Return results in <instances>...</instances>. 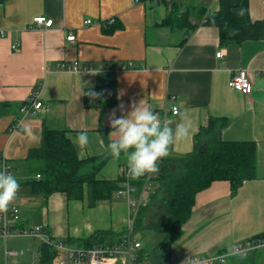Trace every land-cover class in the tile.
<instances>
[{"label":"crops","instance_id":"obj_1","mask_svg":"<svg viewBox=\"0 0 264 264\" xmlns=\"http://www.w3.org/2000/svg\"><path fill=\"white\" fill-rule=\"evenodd\" d=\"M176 2L182 10L191 8L194 24L208 14L204 0ZM216 7L217 2L213 10ZM168 15L164 3L134 0H7L0 6V103L10 105L0 117V153L20 181L9 206L20 209L24 228L43 227L50 237L63 241L126 228L132 209L117 197L91 208L87 201H69L55 193L44 204L28 185L41 165L28 157L40 148L45 130H70L72 142L77 133L87 131L89 145L74 144L79 158L90 160L84 172L97 171L98 179L116 181L127 166L123 157L116 160L106 154L110 118L147 99L155 111L178 109V115L171 113L166 120L173 126L182 113L190 119L192 134L178 141L165 160L187 156L197 147L206 149L219 134L224 141L256 144L257 177L235 195L225 181L199 193L182 233L149 254L146 264H183L193 252L220 256L264 234V38L222 46L218 28L201 24L194 31L171 29L162 25ZM250 15L254 21L264 19V0H250ZM39 16L53 20L54 26L32 28ZM87 20L93 23L86 25ZM70 34L75 41H68ZM75 63L82 70H57ZM240 69L253 80L248 96L228 85ZM107 70L116 75V106L89 109L85 92L95 88L98 76ZM35 91H40L44 110L20 120V106ZM212 124L213 133L208 131Z\"/></svg>","mask_w":264,"mask_h":264},{"label":"trees","instance_id":"obj_2","mask_svg":"<svg viewBox=\"0 0 264 264\" xmlns=\"http://www.w3.org/2000/svg\"><path fill=\"white\" fill-rule=\"evenodd\" d=\"M6 1L0 0V6ZM216 2L217 7L201 24L218 28L222 46L242 45L264 38V19L252 20L250 0ZM166 5L169 8V15L163 21V26L194 31L201 25L193 23L190 7L182 10L176 1ZM201 13L203 16L205 11L201 10ZM92 93L96 95L93 96ZM84 102L89 109L116 106L117 83L113 70L100 73L97 86L85 92ZM8 106L9 103H0V117H4ZM211 127L208 131L215 132V126L212 124ZM69 133L70 130H45L40 148L32 150L29 154L28 159L40 163L41 166L35 172L36 177L30 180L28 185L35 195L43 197L44 204H47L53 194L63 193L69 201H87L88 206L92 208L98 202L114 200L117 192L126 188V183L136 189L134 196L140 198L148 174L135 180L124 174L118 180L111 181L98 179L97 171L85 173L84 167L90 160L79 158ZM212 141L206 149L200 150L197 147L187 156L173 160L164 159L156 171L146 205L140 207L134 217L133 226L135 225L137 232L148 231L156 234L160 248L170 244L182 233V227L193 217V208L199 193L210 188L213 183L225 181L230 184L232 194L235 195L246 182L257 177V147L254 142L224 141L220 139L219 134ZM37 176H40V179ZM156 204L160 205L164 219L153 222L149 220L148 213L150 206ZM126 235L125 229L120 233L98 230L88 238L75 241L80 243L81 247H92L115 243ZM133 237L135 238L134 235ZM254 240H264V234L248 241ZM71 241L74 240L57 242L67 244ZM38 252L39 264H50L52 257L57 255L56 251L43 244L39 245ZM140 253L144 258L145 248H142Z\"/></svg>","mask_w":264,"mask_h":264},{"label":"built area","instance_id":"obj_3","mask_svg":"<svg viewBox=\"0 0 264 264\" xmlns=\"http://www.w3.org/2000/svg\"><path fill=\"white\" fill-rule=\"evenodd\" d=\"M136 3H145V2H155V3H171L177 0H134ZM209 4L208 14L213 11L215 1L217 0H204ZM34 26L32 28L40 29L42 27L52 28L54 26V21L47 19L46 17L39 16L35 17ZM110 24L114 23V20L108 21ZM93 22L91 20L86 21V25H90ZM0 36H4L3 32H0ZM68 41H75V36L70 34L68 36ZM18 48V44L13 46ZM222 52L217 54L218 58L222 57ZM124 69H127L124 67ZM58 71H72L77 72L82 70V67L78 63H75L71 66L69 65H59L57 66ZM86 70V69H85ZM229 87L234 91H239L245 95H250L253 91V80L250 77V74L247 70L240 69L236 75H234L229 81ZM21 118H27L34 116L37 112L44 110V105L40 100V91H35L30 99L26 101L22 106H20ZM160 116L163 120L167 118L172 113L173 115H178L179 111L176 107L172 108L170 111L167 108L158 110ZM20 120H18L20 122ZM164 159H162L158 164V169ZM0 169L7 170L9 172H14L9 163H7L6 157L3 153H0ZM157 169V170H158ZM128 174V171L126 172ZM40 179V176H37ZM156 178L155 173H148L147 182L145 184L144 190L140 198L134 196L136 189L132 187L129 183L125 184V189H122L117 192L116 197L123 199L127 202L128 206L135 211L134 217L137 215L140 207L146 205V198L152 189L153 180ZM133 215V214H132ZM131 217V216H130ZM22 215L21 211L17 206H9L8 211L5 213H0V242L5 245L4 254H5V264H8V257L19 258L24 255L23 252H17L14 250H9L8 241L10 239L18 238H32L38 240L41 244L46 245L53 251H63L65 252V259L63 258L60 261V264H144L141 257V250L143 248L142 243L135 239L133 235L127 234L121 240L116 241L115 243H105L101 245H95L92 247H70L69 245L59 243L55 239L49 236L48 231L43 227L26 229L22 226ZM134 218L131 217L129 221L130 231L133 228ZM264 240H254L246 241L244 243L238 244L233 249L227 253L220 256H216L215 264H224L226 263L229 257L235 255L246 257L251 253L263 249ZM32 259H36V255L32 254ZM211 258V257H210Z\"/></svg>","mask_w":264,"mask_h":264},{"label":"clouds","instance_id":"obj_4","mask_svg":"<svg viewBox=\"0 0 264 264\" xmlns=\"http://www.w3.org/2000/svg\"><path fill=\"white\" fill-rule=\"evenodd\" d=\"M91 95H96L92 93ZM111 132L105 146L106 154L116 160L125 159L128 175L138 179L148 173H155L159 162L171 154L172 147L192 134L190 119L181 114L180 121L173 126L155 111L147 99H141L124 115L110 118ZM73 143L86 148L90 143L87 131H80L73 137ZM20 189L18 177L0 169V213L8 211ZM216 257L191 253L183 264H215Z\"/></svg>","mask_w":264,"mask_h":264},{"label":"rangeland","instance_id":"obj_5","mask_svg":"<svg viewBox=\"0 0 264 264\" xmlns=\"http://www.w3.org/2000/svg\"><path fill=\"white\" fill-rule=\"evenodd\" d=\"M186 2H189V0H185ZM150 197V196H149ZM116 199V195H115ZM150 200H148V204ZM132 217L134 218L135 211L131 212ZM139 214V213H138ZM149 220L153 222L162 221L164 218L161 214V207L159 204H156L154 206H150L149 208ZM131 218V217H130ZM135 226V225H134ZM133 226V228H134ZM126 234H130V232L135 236L136 239L143 242L144 248L147 251L144 255V262L149 254L151 255L153 251L159 248V243L156 234L149 233L148 231L144 232H137L134 229L130 231L129 223L126 225L125 228ZM59 242H64L63 240H56ZM66 241V240H65ZM39 245H41V242L38 240H34L32 238H18V239H10L8 241V248L9 250H14L17 252H23L24 255L19 258H12V256L8 257V264H38L40 263V254L38 252ZM66 245H69L70 247H81L80 243L77 241H71L67 242ZM4 248L5 245L0 242V264H5V254H4ZM32 254L36 255V259H32ZM65 259V252L58 251L56 256H53L50 260V264H60V261L62 259ZM145 262V264H146ZM264 262V248L257 250L253 253H251L249 256L246 255V257L235 255L233 257H229L227 259L226 264H262Z\"/></svg>","mask_w":264,"mask_h":264},{"label":"flooded vegetation","instance_id":"obj_6","mask_svg":"<svg viewBox=\"0 0 264 264\" xmlns=\"http://www.w3.org/2000/svg\"><path fill=\"white\" fill-rule=\"evenodd\" d=\"M39 264V263H38Z\"/></svg>","mask_w":264,"mask_h":264}]
</instances>
